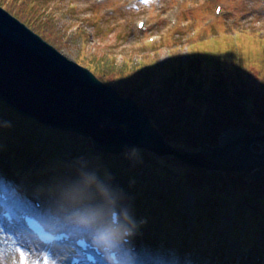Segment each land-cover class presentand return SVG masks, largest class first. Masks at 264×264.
Listing matches in <instances>:
<instances>
[{"label": "rangeland", "instance_id": "obj_1", "mask_svg": "<svg viewBox=\"0 0 264 264\" xmlns=\"http://www.w3.org/2000/svg\"><path fill=\"white\" fill-rule=\"evenodd\" d=\"M33 1H36L34 4L38 3L36 7H40L43 18L52 25L53 31L62 33L60 35L62 42L58 41L62 45L58 47L53 42L50 44L49 41L40 37L55 49L58 47L57 50L66 58L89 69L92 73L95 72L88 67L94 66L99 72L105 73L103 76L107 75L110 80L116 81L114 74L104 68L112 66L114 69L125 66L126 71L134 73L135 77L134 86L126 84L129 90L137 88L139 84L142 85L138 76L146 78L147 73H144L147 69L160 76L157 83H162V77L165 75L174 76L175 82L172 83L171 93L174 91L177 95L174 96L171 105L166 102L158 103L156 100L161 91L166 92L165 89H153L147 85L136 89L140 97L143 96L142 98L139 94L140 99L131 95L129 97L138 106L136 100L141 99L148 101L149 104H152L151 101L160 104L156 109L153 108L154 117L158 116L162 122L165 121V125L167 121H171L170 117L178 120L175 121L179 129L175 146L198 150V142L205 139L209 144H213L219 134L227 128L242 127L250 133H257L259 128H264L262 0H149L147 3L143 0ZM0 7L7 9L3 4H0ZM216 7L222 8L220 13H216ZM138 22H144L145 29H138ZM178 73L182 79L177 78ZM97 78L101 80L98 76ZM153 78L155 79L156 76ZM191 78L192 84H190ZM117 82L124 84L118 79ZM198 84L202 90L197 89ZM185 86L189 88L185 89ZM191 120L193 123H190ZM35 122L39 121L35 120ZM2 125L6 132L9 131V126L19 131L16 123L8 119L6 114L0 118V126ZM39 125L46 134L50 133L48 137L52 144L66 141L68 147L72 148L82 143L83 148L94 152L95 154L91 153V155L95 157L87 158L90 163L88 174L91 176H97L99 173L106 175L111 167L117 170L118 174H122L123 169L136 168L137 175L148 176L154 183H156L157 174L152 175V171H156L160 176L161 171L169 167L179 174L184 182V191H180L177 186L173 187L174 184L167 182L166 179L162 182L157 181L161 194L164 190V193L168 190H177L178 196L180 195V198L174 200L178 210V215L175 217L177 219L173 220L174 222L166 230H159L155 227V223H150L155 230L154 235L159 232L164 245L161 246L162 259L156 258L157 263L165 264L164 260L167 257L170 263L173 261L172 256L178 255L179 251L187 253L188 250L195 249L194 254L203 256L205 247L206 249L208 247L207 243L210 242L208 249H212L218 244L215 243L216 241L220 242L219 246L226 248L227 252L225 258L228 262H223L220 258L219 264L261 262V256L259 257L256 250L261 253L264 249V223L254 218L259 212L255 209L264 207L263 175L257 173L244 178H235L232 175L219 177L211 172L193 170L178 164L172 157L159 158L145 150L120 155L96 152L92 149L89 139L75 133L59 132L48 125ZM12 134H14L13 129ZM52 135L55 136L53 140ZM39 137L38 134L36 138ZM165 139L169 141L167 137ZM2 152L0 154L3 156L10 155L7 151ZM13 156L12 153L7 165L3 163L5 168L0 171V185H3L2 181L5 180L1 177L5 175L8 178L11 175L9 169L12 170L14 164H18V161L12 164V160H15ZM77 160L75 158L72 161V166H77ZM0 164H2L1 160ZM96 164H99V171H94ZM27 168L29 169V166ZM46 174L43 181L47 178ZM27 177L30 178L27 175L25 178H20L27 180L29 184L33 182ZM14 182L17 184L18 178H15ZM99 183L102 182L99 181ZM179 184L182 185L180 181ZM17 185L20 189L23 187L22 183ZM3 186L4 191L9 195L14 191L13 188ZM77 186V184L74 185L75 190ZM9 189L12 191L9 192ZM75 190L66 189V192L70 193L67 196H72L71 193H75ZM27 192L30 193L28 190ZM201 193L208 196L206 202L211 199L216 204L213 212L208 215L205 214L208 211V205L202 201ZM210 195L213 196L210 198ZM243 195L252 199L256 198L255 208L249 209L246 205L251 215L238 213L239 210L242 211L243 206L233 201L236 197L243 198ZM27 196L36 199V195L31 193ZM55 197V195L51 198L45 196L40 202L45 209L53 210L48 205L51 201L55 202ZM243 200L247 204V198ZM75 207L76 211L88 212L87 207L82 204H77ZM109 208L119 209L117 203L111 204ZM217 208H220L219 211ZM180 212L183 220H180ZM261 212L264 213V209ZM45 214L48 216L47 213ZM45 214L43 213L41 217L48 221L50 218H47ZM205 215L209 223L203 224L206 221L203 219ZM77 216L74 219L67 218L68 222L62 216H58L54 218V221L63 224L62 226L70 227L73 235H87L91 239H95L98 231L108 228L105 212L92 210L90 215L84 216L78 213ZM82 220H87L88 223H82ZM55 223L52 222L53 225ZM253 223H255L254 226H249ZM180 224L182 225L179 227ZM249 235L252 241L247 240ZM29 242V247L23 248L13 235L0 234V260L3 264H49V260L46 259L48 253L42 248L38 249L31 240ZM178 243L181 248H177ZM167 245L171 248L168 249L169 254L165 249L162 250L168 248ZM220 251H222L221 248Z\"/></svg>", "mask_w": 264, "mask_h": 264}, {"label": "water", "instance_id": "obj_2", "mask_svg": "<svg viewBox=\"0 0 264 264\" xmlns=\"http://www.w3.org/2000/svg\"><path fill=\"white\" fill-rule=\"evenodd\" d=\"M0 99L41 124L89 139L96 152L145 150L218 176H264V130L251 134L232 127L213 144L201 140L196 151L175 148L132 98L66 58L1 7Z\"/></svg>", "mask_w": 264, "mask_h": 264}, {"label": "trees", "instance_id": "obj_3", "mask_svg": "<svg viewBox=\"0 0 264 264\" xmlns=\"http://www.w3.org/2000/svg\"><path fill=\"white\" fill-rule=\"evenodd\" d=\"M42 1V0H41ZM33 0H0V4H3L5 6V8H7L6 10L11 13L12 15H14L18 20H20L21 22H23L25 25H27L28 27H30L35 33H37L39 36H41L44 40L49 41V43L51 44L52 42L57 45L58 47H61L60 42H62V38H60V35H62V33H58V32H54L52 25L43 18L42 14H41V10L40 7H36L38 3L34 4ZM40 2V1H39ZM51 39V41H50ZM57 47V49H59ZM92 66V65H90ZM155 66V65H152ZM185 66V65H183ZM88 67V66H86ZM93 69V71L95 72L94 74L96 76H98L102 82H104L106 85H110L113 88H115L116 90L119 91V93L122 94V96H133V97H137V99H140L142 97H140V94L136 91V89H141L142 87H144L145 85H147L149 88H153V89H165L163 92L161 91L159 94V97L157 100L158 103H170L169 105L172 104V100L174 98V96H176L177 94H175V92L173 91L171 93V86L172 83L175 82V78L174 76H164L162 77L163 82L162 83H157V79H159V75H155L152 72H150L148 69L146 70L147 72H145L144 74L147 73L146 78H144L143 76L139 77V81L142 82V85L139 84L140 86H138L137 88L133 89V90H129L127 88V85H132L134 86V73H128V71H126L125 66L124 67H116L113 69V67H105L104 70H107L109 72H111L112 74H114V77L116 79L115 80H110V78H108V76H103L105 73L103 72H99L98 69H96L94 66L92 67H88ZM145 68H148V66H145ZM160 70V69H158ZM103 71V69H102ZM156 78L154 79L153 77ZM177 78H181L182 76L180 75V73H178ZM105 77H107L108 79H106ZM118 80H121V82H123L124 84L121 85L120 83L117 82ZM143 79V80H142ZM189 80V78H188ZM192 78L190 80V84H192ZM126 82V83H125ZM165 86H168L167 88H165ZM188 86H185V89H188ZM197 89L199 88V84L197 85ZM202 90V89H200ZM200 93V92H199ZM139 94V97H138ZM136 102L139 104V107L145 112L147 113V115L149 116L150 122L152 123V125L154 127H156L163 135L164 137L169 140V144H171V146L173 147H179V146H175L174 143H176V136L178 135V130L176 127L178 120H174V117H170L171 121H167L166 125H165V121H161L160 119H158V116L154 117L155 112L153 111V108L156 109L157 105L160 104H156L153 103L149 104L148 101H143L142 99L136 100ZM19 119V118H18ZM20 120V119H19ZM21 121V120H20ZM212 126H214V123H212ZM25 130L27 131L26 128H28L27 126H24ZM212 128V127H211ZM9 131L6 132L4 127L1 126L0 127V143L2 144V149H6L7 147V143H10L12 140L11 138L14 140L13 143H10V146L14 145L15 143H17L16 140H18L20 138V136L18 135H11V131H12V127L9 126L8 127ZM21 135L25 134L26 132L20 131L19 132ZM41 134H43L45 136V141L44 143H42V148L40 149V151L43 153L41 156V163L44 164V166L48 167L47 165L51 164L52 161L55 160H60L63 159V166L62 167H56V169H62L64 167V165L66 163H70L71 160H73L74 158H77V166H72L70 164V172H71V179L69 180L71 183L75 184L77 183V185L79 186V190H81L83 194L88 195L89 194V187H90V181H95V182H102V184L104 183H108L109 185H117L119 186L120 189H125L126 192H129L130 190H132V188L136 189L137 192H139V201L137 202L139 205L141 206H146V208L149 210L150 206H157L158 202L155 201L156 196L155 194H157L158 192H154L153 190H151L153 188V186H155V184H159V182L157 183L158 180H161L160 182L164 181L166 179L167 182L172 183L174 185L179 184V181L181 183H183L182 178L179 176V174L177 172H175L173 169H170L169 167H165L164 170L161 171L160 176H158V173L156 171H152L153 174L152 175H156L155 176V180L156 183L153 184L150 181H153L152 178L148 177V176H143V175H137L136 173H138V169L134 168V169H123L122 174H118V171L115 169H108L107 170V174L104 175H100V173L96 176H91L88 174V168H90V163L88 162V159L91 157H95V155H91L95 154L94 152H90V150L88 148H83L82 143H80V145L78 146H74L76 147L79 151H77V149H72V148H68V151H64L61 149V146L56 145V143L52 144L51 140H50V133L46 134V131L41 130ZM53 138H55V136L52 135V140ZM16 139V140H15ZM6 141V142H5ZM36 137H32L30 144H28L27 146L28 149L32 148L31 143L36 144L37 142ZM66 145V143H63ZM79 144V143H78ZM9 146V147H10ZM63 146V145H62ZM182 148V147H179ZM184 149V148H182ZM188 150V149H187ZM73 155L72 157H69L68 155ZM85 155V156H84ZM83 158V159H82ZM88 158V159H87ZM67 159H69V161H66ZM82 159V161H80ZM66 162V163H65ZM123 162V161H122ZM58 164V162H57ZM82 164L84 166H82ZM77 168V169H76ZM112 168V167H111ZM99 171V164L95 165L94 171ZM119 175V176H117ZM99 176V178H98ZM104 177V178H103ZM133 177V178H132ZM167 177V178H166ZM107 178V179H105ZM132 178V179H131ZM90 180V181H89ZM154 182V181H153ZM173 185V186H174ZM135 191V192H136ZM159 194V193H158ZM160 196V195H159ZM243 197L246 199L248 196H244ZM174 200V197L170 198V201ZM247 200L250 202V206L251 207H255V201L256 199H252V198H247ZM212 201V200H211ZM223 202H225L223 200ZM236 203H240V202H236ZM214 204L212 203H208V213H212L213 212V207ZM249 205V204H248ZM249 206V207H250ZM173 212L171 209H168L165 214L164 217L167 219L168 217L172 216ZM264 217V216H262ZM166 224V220L163 221V225Z\"/></svg>", "mask_w": 264, "mask_h": 264}, {"label": "snow or ice", "instance_id": "obj_4", "mask_svg": "<svg viewBox=\"0 0 264 264\" xmlns=\"http://www.w3.org/2000/svg\"><path fill=\"white\" fill-rule=\"evenodd\" d=\"M143 2L147 3L149 0H143ZM11 183L15 185L14 181ZM11 191L12 189H9V192ZM0 197H2L0 200V205H2V209H0V234H11L16 237L17 243L21 247L28 248L30 242L25 234L31 231L29 225L33 217L40 215V210L34 207L31 197L21 193L18 185L15 186V194L7 197H5L4 186L0 185ZM31 243H36L38 249L42 248L48 253L46 259L49 260V264H86V261L90 259L89 250H93L87 242L83 245L77 244L75 246L76 252L72 256L59 259L63 256L59 249L68 244L63 238L57 240L55 245L36 240H32ZM77 254H83V259L78 262L73 260ZM0 264H3L2 260H0Z\"/></svg>", "mask_w": 264, "mask_h": 264}, {"label": "bare ground", "instance_id": "obj_5", "mask_svg": "<svg viewBox=\"0 0 264 264\" xmlns=\"http://www.w3.org/2000/svg\"><path fill=\"white\" fill-rule=\"evenodd\" d=\"M138 239H140L141 244H139V241H138L137 252H133L131 257L133 256L138 257L139 261L141 260L143 264H154V260L157 257V254L154 251V247H155L154 239L150 238L147 235H144L143 232H140V234L138 235ZM215 243H218V244H216L215 247H212L209 253L204 252L203 256L199 254L196 255L194 254L193 251H191L189 254H187L184 260H181V259L175 260L173 263L174 264H190L191 262H195L197 264H206L208 262L209 264H215V263L219 264L220 262L218 260L220 258H222L223 262H228V260L225 258L226 253H227L225 251L226 248L220 247L219 246L221 244L220 242L216 241ZM220 248L222 249V251H220Z\"/></svg>", "mask_w": 264, "mask_h": 264}, {"label": "clouds", "instance_id": "obj_6", "mask_svg": "<svg viewBox=\"0 0 264 264\" xmlns=\"http://www.w3.org/2000/svg\"><path fill=\"white\" fill-rule=\"evenodd\" d=\"M82 223H88L87 220H82ZM121 239V232L119 229H107L98 232L95 236V244L101 251L106 264H120V261L113 254V249Z\"/></svg>", "mask_w": 264, "mask_h": 264}]
</instances>
